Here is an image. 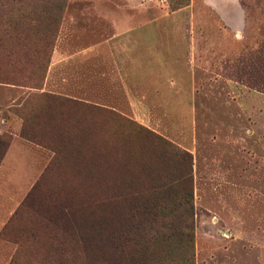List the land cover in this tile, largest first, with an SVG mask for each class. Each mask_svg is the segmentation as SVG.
<instances>
[{"label": "rangeland", "instance_id": "374dc122", "mask_svg": "<svg viewBox=\"0 0 264 264\" xmlns=\"http://www.w3.org/2000/svg\"><path fill=\"white\" fill-rule=\"evenodd\" d=\"M12 25L40 28L41 42L54 37L41 53V88L11 85L17 95L95 105L77 121L108 134L139 124L190 153L193 264H264V0H0V36ZM27 31L8 45L17 50L22 36L37 45ZM11 94L0 89V134L10 136L0 162V264H34L30 247L14 257L16 226L3 231L53 151L19 135L21 119L3 113Z\"/></svg>", "mask_w": 264, "mask_h": 264}, {"label": "trees", "instance_id": "16d2710c", "mask_svg": "<svg viewBox=\"0 0 264 264\" xmlns=\"http://www.w3.org/2000/svg\"><path fill=\"white\" fill-rule=\"evenodd\" d=\"M27 30L37 45L23 42V36L17 50L8 45ZM41 35L40 28L12 25L0 36V89L12 91L3 113L21 119V137L53 151L4 228L6 234L16 226L15 259L30 247L34 264H193L190 153L134 122L136 131L118 126L108 134L84 117L77 121L79 112L94 114L95 105L47 92L17 95L11 85L41 88L48 64L41 53L54 40L41 42ZM19 52H33V59L17 60ZM9 143L10 136L0 134V162ZM75 182L85 187L65 186Z\"/></svg>", "mask_w": 264, "mask_h": 264}]
</instances>
